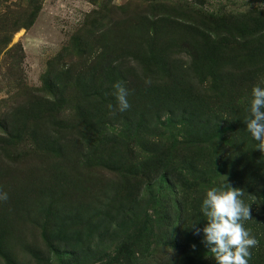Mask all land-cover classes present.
Instances as JSON below:
<instances>
[{"label": "rangeland", "instance_id": "374dc122", "mask_svg": "<svg viewBox=\"0 0 264 264\" xmlns=\"http://www.w3.org/2000/svg\"><path fill=\"white\" fill-rule=\"evenodd\" d=\"M256 85L264 0H0V264H213L225 184L264 247Z\"/></svg>", "mask_w": 264, "mask_h": 264}, {"label": "clouds", "instance_id": "9594fccd", "mask_svg": "<svg viewBox=\"0 0 264 264\" xmlns=\"http://www.w3.org/2000/svg\"><path fill=\"white\" fill-rule=\"evenodd\" d=\"M118 111L130 108L128 91L120 83L114 86ZM246 129L257 142V149L264 152V87L256 85L251 90ZM243 191L227 184L206 190L201 202V212L206 224L196 229L203 234L202 242L212 254L215 264H249L251 249L258 240L244 227V221L252 219L250 206L242 199ZM8 194L0 190V201H6ZM195 227V223L191 225Z\"/></svg>", "mask_w": 264, "mask_h": 264}, {"label": "trees", "instance_id": "16d2710c", "mask_svg": "<svg viewBox=\"0 0 264 264\" xmlns=\"http://www.w3.org/2000/svg\"><path fill=\"white\" fill-rule=\"evenodd\" d=\"M233 142H235V145L233 146L235 148L233 152H235L240 146L238 147L236 141H233ZM238 153L240 154V156L244 160L246 154H245V152H243V149H241ZM246 163L247 162L245 160L244 165H247ZM258 199H259L258 204L260 205L261 210H259V212H257L254 216L255 217L254 227H256V229H258V230L264 231V202L260 200L261 199L260 196H258ZM254 237L258 240V242L260 241V239L257 237L256 230H255ZM263 248L264 247L262 246V244L258 243V245L255 248L250 250L251 251V259L249 260V264H261L262 258L264 257V251H262ZM253 259H254V261H251ZM173 260L174 259L172 258L171 262L168 264H174L175 261H173ZM213 264H215L214 261H213Z\"/></svg>", "mask_w": 264, "mask_h": 264}]
</instances>
